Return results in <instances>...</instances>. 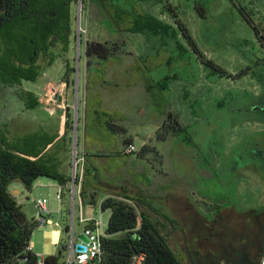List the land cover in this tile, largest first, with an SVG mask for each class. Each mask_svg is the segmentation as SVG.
I'll return each instance as SVG.
<instances>
[{"label": "rangeland", "instance_id": "obj_1", "mask_svg": "<svg viewBox=\"0 0 264 264\" xmlns=\"http://www.w3.org/2000/svg\"><path fill=\"white\" fill-rule=\"evenodd\" d=\"M124 5L130 4L127 1ZM78 6L79 0H75V35ZM138 7L176 31L178 18L194 41L190 43L183 34L172 32L154 36L146 31L120 33L128 40L133 52L151 56L145 58L153 60V75L167 85L163 94L172 102L174 112L185 126L184 131L177 132L174 141L162 142L155 137L160 141L162 151V168L159 169L165 173L160 177H174L175 186L179 188H185L188 179L194 180L190 187L197 195L209 198L199 203L204 215L192 217L187 223L183 221L184 216H179L182 220L180 228L168 232V244L182 256L184 264H257L264 252V132L259 129L264 128V122L253 123V119L259 117L264 121V0H141ZM102 19L103 15L95 5L81 3V35L79 47L75 36L72 59L74 80L78 77L77 94L75 83L70 91L79 107L83 101L82 55L86 40L106 41L119 36L108 30L106 23L100 22ZM50 70L54 75V70ZM166 77L169 79L164 82ZM48 78L40 93L44 88L50 89ZM37 85L23 81L21 85L0 88V124L13 121L22 128L32 124V114L24 108L18 92L35 90ZM37 96L47 111L48 106L40 95ZM78 109L77 120L80 118ZM73 113L72 136L75 110ZM77 137L79 155L82 150L80 126ZM72 156L71 151L69 175L73 168ZM238 159L242 160L231 169ZM207 162H223L222 172L219 170L213 177L207 175L203 168ZM219 178L222 182L217 180ZM39 179L42 181L40 187L36 189L37 185H34L28 194H32L31 199L46 196L50 200L51 213L42 214L60 224L37 225L30 241L34 252L46 257L59 256V264H64L69 255L66 247V227L70 224L69 194L66 192L67 201L60 207L58 185L51 184L54 180L45 176ZM142 179L138 177V180ZM183 196L184 190L178 189L174 203L179 208ZM171 200L172 195L167 196V201ZM58 209L61 210L59 215ZM101 213L106 229L110 214L96 207L95 216ZM32 215L37 220L39 212ZM78 215V202L75 201L76 242L83 227ZM168 229H162V233Z\"/></svg>", "mask_w": 264, "mask_h": 264}, {"label": "trees", "instance_id": "obj_2", "mask_svg": "<svg viewBox=\"0 0 264 264\" xmlns=\"http://www.w3.org/2000/svg\"><path fill=\"white\" fill-rule=\"evenodd\" d=\"M127 1L129 6L124 5ZM139 1L81 0L83 5H95L103 15L101 21L106 23L108 30L119 34L106 41L87 39L85 42L86 103L92 97L96 85L93 76L95 66L133 52L121 32L146 31L151 36L172 32L183 34L190 43L194 42L178 18L176 31L173 26L158 21L156 16L146 10L140 11ZM74 3L75 0H0V88L21 85L23 81L35 82L57 61H62L65 66L62 78L69 87H74L75 66L70 54L76 36ZM262 44L264 46V42ZM169 77L164 78V82ZM162 81L153 80L147 87L163 90L167 85ZM18 96L24 108L35 119L27 128L19 127L13 121L0 124V264H36L34 253L26 251V246L38 222L23 211L17 198L10 192L9 185L20 180L30 190L42 176L63 186L71 181L72 109L66 110L65 133L59 136L57 121L49 118L47 111L43 113L40 110L39 97L35 92L19 90ZM92 110L94 106L87 104L85 117ZM99 115L108 114L102 112ZM77 121L80 123V118ZM112 121L109 119L106 122L110 131L121 134L127 132L122 123ZM184 130L185 126L179 116L171 110L158 128L156 138L165 141L170 134ZM128 141V138L124 140L125 143ZM78 142L77 137V146ZM151 151L155 152V147L145 144L138 154L144 155ZM82 153L84 175L80 197L83 206L94 207L97 205L99 191H102L95 185L98 181L97 172H100L98 164L88 162L86 151ZM256 153L260 155L259 151ZM91 163L95 166L92 167ZM106 193L108 196L100 202V207L102 211H109L110 215L106 228L108 237L102 240L105 253L101 264H130L132 257L141 253L145 255L143 264H184L182 256L168 244V230L162 233V229L168 226L161 218L168 221L170 218L158 213L152 198L144 194H132L123 188L121 191L108 190ZM47 260L51 264H59V256L50 255Z\"/></svg>", "mask_w": 264, "mask_h": 264}, {"label": "crops", "instance_id": "obj_3", "mask_svg": "<svg viewBox=\"0 0 264 264\" xmlns=\"http://www.w3.org/2000/svg\"><path fill=\"white\" fill-rule=\"evenodd\" d=\"M103 24L105 25V23ZM112 33L115 34V32ZM113 38H116V36H112L108 39ZM71 48L70 54L72 57L73 44ZM145 57L150 58L151 56H142L141 54L132 52V54L125 55L119 59L115 58L105 64L95 66L93 76L96 85L92 91V97L86 103L87 67L85 54L82 55L83 101L80 107L77 105L80 114V123L78 124L80 126L81 152L86 151L88 162L91 161L96 165L98 164L97 167L100 173L97 172L98 181H96L95 185L102 190L99 191L97 205L92 209H90L89 205H85L83 206V212L94 213L100 202L108 196L106 193L108 190L121 191L123 188L130 193L144 194L147 198H152L158 213L170 218L168 222L165 221V224L169 227L168 232H172L175 228H180V221L182 220L179 216H184L185 218L183 221L187 223L192 217L204 215L203 211L200 209L203 206H200L199 203L209 198L205 195H197L196 191L190 187V183L194 180L190 182V179H188L185 183V188H179L175 186L174 177L166 179L160 177V175L165 173H162V169H159L162 168V159L160 158L162 151L158 144L160 141L157 139L155 140L156 132L164 122L167 112L171 110L174 112V110L172 102L163 94L165 88L163 90H151L147 87L148 83L158 79L153 75V70L155 68L153 66V60H149ZM130 58L134 59V63L133 61H129ZM48 69L43 72L38 81H35L38 85L36 89L32 91L40 95V91L46 82L47 76L56 82L64 84L61 86V94L53 104L54 113H48L49 118L54 120V122L57 121L59 136H61L65 133V122L67 119L66 110L67 108H71L72 111L75 110V100L70 92L72 87H69L67 82L62 78L65 72L64 63L62 61H57ZM50 69L54 70V75L51 74ZM39 101L40 110L44 113V106L40 98ZM89 103L94 106V110L91 111L90 115L85 117V108ZM98 112H105L108 115L100 116ZM32 118L35 119V116L32 115ZM109 119H112L114 123H122L127 128V132L121 134L110 131L106 125ZM250 120L251 119H249V121ZM253 120V123L257 124L264 122L263 119L259 117ZM249 121L247 120V122ZM259 129L264 132V128ZM176 135L177 134H170V137L162 142H168L172 139L174 141L175 138H177ZM126 138L129 139L127 143L124 142ZM130 144L137 148L136 152L127 153L125 151L126 147ZM145 144L153 145L155 147V152L151 151L144 155H139L138 152L140 148ZM151 154H153V156H151ZM238 160L239 161H236V165L230 166L231 169L238 166V163H240L242 159ZM211 163L207 162L203 168L207 175L211 174L212 177L217 176L219 170L222 172L224 163ZM94 166L92 164V167ZM104 167H106V169H104ZM224 170L226 172L227 169L223 168V171ZM138 177H142L143 179L138 180ZM206 178L205 179L208 181L209 176ZM217 180L221 181L220 178ZM50 183L58 185L55 180ZM41 184L42 181L38 178L33 186L37 185V189ZM36 189L33 192H35ZM178 189L184 190V196L181 198V208L174 203L177 199ZM9 190L17 200L21 201V199L24 198V201H22L20 205L29 217L32 214L38 213L35 201L40 198H47L46 196H39L37 199H31L32 194L28 193L31 192L32 189H26L20 180L13 181L9 185ZM66 192L67 190L63 193L62 204H65L67 201L65 196ZM171 195L173 200L168 202L167 196ZM49 203L50 200L48 199V210L51 208L48 207Z\"/></svg>", "mask_w": 264, "mask_h": 264}, {"label": "built area", "instance_id": "obj_4", "mask_svg": "<svg viewBox=\"0 0 264 264\" xmlns=\"http://www.w3.org/2000/svg\"><path fill=\"white\" fill-rule=\"evenodd\" d=\"M48 83L50 84V89L44 90L40 93V96L43 98L44 103L46 104L48 113H54L53 104L57 101L58 96L61 94V86L64 84L61 82H56L48 78ZM125 151L127 153H133L137 151V148L130 144L126 147ZM73 153V152H72ZM72 156V174H71V181L68 185L63 186L58 184V192H57V199L59 206L63 202V193L67 190L69 194V201H70V224L67 225L68 229V243H66V247L69 248V255L64 264H101L102 258L105 253L103 247V238L108 237L106 229H104V222L102 218V213L99 216H95L94 213H85L83 212V204L80 197V189L82 184V179L84 175V157L83 153H79L76 151L73 153ZM24 201V198L17 200L18 204H21ZM75 201L78 202V220L79 223L83 224L82 231L80 234H83L87 241L79 239L75 241V231H74V205ZM48 199L47 198H40L35 201V206L39 212V217L37 218V222L39 226H59V221H53L49 217L44 216L42 213L50 214L51 211L47 208ZM93 207H90L92 209ZM100 211H102L100 204L98 206ZM58 215L61 213V210L58 209L56 212ZM110 213V212H109ZM108 223V222H107ZM107 228V227H106ZM77 244H81L84 246L83 250H77ZM26 251L34 253L36 257V264H51L50 261L47 260V257L39 252H34L33 243L30 241L29 244L26 246ZM145 260V255L143 253L136 254L132 257L130 264H143ZM22 261V260H21ZM7 264H12L9 262ZM258 264H264V252L260 256L258 260Z\"/></svg>", "mask_w": 264, "mask_h": 264}, {"label": "water", "instance_id": "obj_5", "mask_svg": "<svg viewBox=\"0 0 264 264\" xmlns=\"http://www.w3.org/2000/svg\"><path fill=\"white\" fill-rule=\"evenodd\" d=\"M80 17H81V0H79V6H78V23H77V42H78V47H79V40H80V35H81V22H80ZM77 63H79V59L77 60ZM77 88H78V77L75 80V92L77 94ZM72 152L74 153L77 149V101H75V125H74V132L72 136ZM74 156V155H73ZM79 239H82L84 241H87L86 237L83 234L79 235ZM77 250H83L84 246L81 244H77L76 246Z\"/></svg>", "mask_w": 264, "mask_h": 264}]
</instances>
